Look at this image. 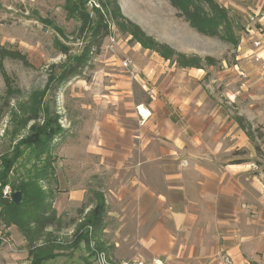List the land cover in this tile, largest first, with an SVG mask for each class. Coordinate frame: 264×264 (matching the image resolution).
Returning <instances> with one entry per match:
<instances>
[{
  "label": "rangeland",
  "instance_id": "obj_1",
  "mask_svg": "<svg viewBox=\"0 0 264 264\" xmlns=\"http://www.w3.org/2000/svg\"><path fill=\"white\" fill-rule=\"evenodd\" d=\"M101 1L110 35L102 40L100 50L92 54L80 76L58 84L64 67L84 48L88 27L96 20L93 8L100 7V0H85L83 11L89 22L84 30H80L76 15L67 12L65 0H0V47L16 50L24 58L0 56V264H96V252L104 249L84 219L92 205L81 213L79 210L91 202L94 191H101L108 200L106 210H118L110 204L108 195L115 197L109 190L113 187L101 177H86L89 169L76 165L77 155L90 152L93 140L105 146L97 138L101 134H107L104 140L115 143L113 130L120 131L122 145H132L135 131L131 129L136 122L131 108L139 101L150 100L142 89L146 75L141 62L144 57L155 60V52L162 51L147 38L168 46L164 40L189 41L198 52L194 55L199 65L211 66L217 75L235 61L234 40L246 37L247 26H260L258 15L251 9L243 16L228 11L214 25L216 30L210 29L215 33H203L186 19L182 8L188 0H178L176 7L170 0H122V5L116 0L118 15L110 0ZM191 2L190 11L197 4L206 16L214 12L204 0ZM143 39L150 47L143 45ZM125 58L131 60L128 67L121 64ZM211 82L213 89L219 84ZM235 84L233 73L227 74L220 88L233 89ZM221 100L227 101L223 97ZM243 119L248 127L244 131L248 147L224 146L222 142L220 149L228 150V161L251 163L258 174L264 175V127ZM49 122L56 124V133L50 132ZM200 133L196 136H202ZM196 144L206 149V143ZM254 145L259 146V153ZM83 161L84 167L91 165V159ZM82 189L83 197L71 199V194H80ZM17 190L23 196L22 206L11 202V194ZM46 200L61 218L63 226L59 230L48 227L38 231L35 225L26 223L27 211ZM115 221L106 218L108 233H103L104 240H110L109 234L120 226ZM44 255L49 257L41 259ZM107 257L116 264L121 262Z\"/></svg>",
  "mask_w": 264,
  "mask_h": 264
},
{
  "label": "crops",
  "instance_id": "obj_2",
  "mask_svg": "<svg viewBox=\"0 0 264 264\" xmlns=\"http://www.w3.org/2000/svg\"><path fill=\"white\" fill-rule=\"evenodd\" d=\"M216 1L234 14L258 15L260 26H247L246 37L237 39L232 67L215 75L211 66H181L158 52L155 60L144 57L142 89L150 100L131 108L136 122L132 145H122L120 131L113 130L115 143L101 134L97 138L105 146L93 140L90 152L77 155L76 165L89 169L86 177H101L113 187L109 190L115 197L108 195L118 211L106 210L104 223L113 217L121 224L109 232L110 240L103 239L106 227L97 240L115 260L155 257L163 264H222L225 254L232 264H264V175L251 163L228 161V150L220 149L222 142L248 147L236 117L264 127V0ZM164 41L178 52L198 53L189 41ZM231 73L233 89L220 88ZM211 81L219 83L216 88ZM198 131L202 136H196ZM196 142L206 143V149ZM88 158L91 165L84 167Z\"/></svg>",
  "mask_w": 264,
  "mask_h": 264
},
{
  "label": "trees",
  "instance_id": "obj_3",
  "mask_svg": "<svg viewBox=\"0 0 264 264\" xmlns=\"http://www.w3.org/2000/svg\"><path fill=\"white\" fill-rule=\"evenodd\" d=\"M78 1L80 2V6H78ZM110 1L113 3V8H112L113 11H115V13L117 12L118 15L119 8L116 4V0H110ZM191 1L192 0H188V2L182 8V10L185 11L187 14V17L186 16L185 17L189 21V24L195 27L198 31H201L203 33H215L216 28L214 25L220 22V17H226V14L228 12L227 9L223 6L216 4L212 0H204L206 3L211 4V6L214 9L213 14H211L210 16H206L201 6H196L197 4H195V8L192 11L188 10L189 7L188 5L189 2ZM170 2L175 7L179 6L178 0H170ZM84 3L85 0H77V1L65 0V7L68 10L67 12L76 15L78 20L81 21L80 30H84L86 27H88L85 25L89 22L88 14L83 11ZM102 5L105 6L104 2L100 0L99 2L100 7L93 8L94 13L96 14L95 15L96 20L94 25L91 24L88 27L90 33L87 41L85 42L84 48L81 50L80 53L72 56V61L64 67L58 79V84L67 81L73 77L80 76L85 66L88 64L89 59L92 57V54L100 50L102 40L106 36L110 35L109 26L106 22L105 15L101 10ZM130 23L131 22H129V24ZM133 27L142 36H144V34L141 31H139V27L137 25H134ZM211 28H215V30L211 31L210 30ZM147 39L149 42L154 43L155 47L158 50L165 51V52L162 51L158 52L163 57L171 59L173 58L171 56H174L175 57L174 60L177 62L178 65L199 67L198 56L194 54H192L191 56H187L184 53L175 51L173 48H171L165 43L160 44V43H156L151 38H147ZM235 41L237 42V40H234V42ZM142 43L145 47H150V45L147 42H145L144 39L142 40ZM0 56H7L18 60H24V58L21 56L19 52H17L16 50L7 49L5 47H0ZM207 60H210V58L207 57ZM236 120L244 130H247L248 127L246 126L245 121L242 117H236ZM50 124L51 122H49L48 125ZM54 124L48 126L51 128L50 132L52 133L57 132L56 128H54L56 124L55 125ZM248 133L250 135V132ZM254 148L259 153L260 151L259 146L254 145ZM241 161L243 160L238 159L235 160L234 163H240ZM91 202L93 203V205L87 210L86 214L84 215V219L85 222L88 223V225L91 227V230L89 232H91L92 236L99 238L100 234L102 233V230L105 227L104 216L106 214V207H107L103 193L101 191H94ZM22 203L23 201L19 204H14V203L13 204L16 206H20ZM89 204L82 205L81 209L79 210L80 213L84 208L88 207ZM25 218H26V223L27 224L31 223L35 225L38 231H43L48 227L49 228L51 227L54 230H59L63 226L61 224L60 216L56 214V211L51 207V202H48L47 200L43 202L37 209L28 210ZM46 257H49V255L41 256V259H44Z\"/></svg>",
  "mask_w": 264,
  "mask_h": 264
},
{
  "label": "built area",
  "instance_id": "obj_4",
  "mask_svg": "<svg viewBox=\"0 0 264 264\" xmlns=\"http://www.w3.org/2000/svg\"><path fill=\"white\" fill-rule=\"evenodd\" d=\"M248 32L255 34L256 31L254 29H250L248 30ZM253 45L256 47L259 46V41L254 40ZM254 59L258 60L259 56L255 55ZM121 64L125 67H128L131 64V60L129 58H125L122 60ZM88 229L90 231L91 227L88 226ZM99 252H100L99 254H97L98 252H96V264H116L109 260V258L107 257L106 253H104V251H99ZM221 261L222 264H232L230 257L225 254L221 255ZM119 264H163V263L159 258H155V257L151 258L150 260H146L143 257H138L131 261H122Z\"/></svg>",
  "mask_w": 264,
  "mask_h": 264
},
{
  "label": "water",
  "instance_id": "obj_5",
  "mask_svg": "<svg viewBox=\"0 0 264 264\" xmlns=\"http://www.w3.org/2000/svg\"><path fill=\"white\" fill-rule=\"evenodd\" d=\"M22 199H23V196H22V193L21 191L17 190L15 192H13L11 194V201L14 203V204H19L22 202Z\"/></svg>",
  "mask_w": 264,
  "mask_h": 264
},
{
  "label": "bare ground",
  "instance_id": "obj_6",
  "mask_svg": "<svg viewBox=\"0 0 264 264\" xmlns=\"http://www.w3.org/2000/svg\"><path fill=\"white\" fill-rule=\"evenodd\" d=\"M140 107H141V106H140ZM139 111H140V113H141V114H143V115H145V116H147V115H148V112H147V110H145V109H144V108H142V107L139 109Z\"/></svg>",
  "mask_w": 264,
  "mask_h": 264
}]
</instances>
